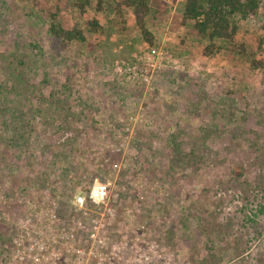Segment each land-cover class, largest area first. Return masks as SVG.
<instances>
[{
	"label": "rangeland",
	"instance_id": "rangeland-1",
	"mask_svg": "<svg viewBox=\"0 0 264 264\" xmlns=\"http://www.w3.org/2000/svg\"><path fill=\"white\" fill-rule=\"evenodd\" d=\"M116 1L107 0L101 11L93 2L83 11L77 0H0V80L11 85L18 76L28 97L20 103L21 123L30 121L33 129L27 144L15 147L9 138L14 126L0 123V199L15 200V191L27 193L23 187L30 185L49 186L68 199L95 178L114 180L110 163L120 156L110 145L124 133L122 118L143 102L150 123L135 131L116 193L135 200L144 184L142 216L151 222L152 238L166 248V261L155 264H260L264 218L253 222L247 214L264 202V66L253 63L264 60V0L259 13L239 21L235 48L219 42L212 56L204 54L208 40L197 36L193 21L182 23L184 0H150L146 24L177 62L157 74L152 93L126 85L120 96L106 84L108 71L116 59L137 58L150 43L132 10L122 17L110 6ZM50 12L64 26L82 28L86 40L65 43L51 35ZM95 18L102 30L91 32ZM12 55L28 60L29 76L27 65L15 70ZM70 93L73 110L85 106L88 115L79 123L76 151L57 144L42 122L30 119L38 96L54 109ZM9 104L10 114L19 116L13 111L18 104ZM63 122L58 117L55 126Z\"/></svg>",
	"mask_w": 264,
	"mask_h": 264
},
{
	"label": "built area",
	"instance_id": "built-area-1",
	"mask_svg": "<svg viewBox=\"0 0 264 264\" xmlns=\"http://www.w3.org/2000/svg\"><path fill=\"white\" fill-rule=\"evenodd\" d=\"M170 51L146 45L136 60L116 59L109 80H122L141 87L145 95L157 85L156 74L171 67ZM144 103L122 118L121 139L111 144L120 156L110 163L114 180L95 178L87 188L70 198L47 186L31 187L19 198L0 199V264H155L165 260L166 248L153 239L150 220L142 216L145 198L139 184L138 198L124 200L116 193L123 163L131 159V144L137 127L150 123ZM146 120V121H145ZM106 158V162L108 161ZM13 203V204H12ZM19 210L10 212L6 205ZM1 224L8 226L5 232Z\"/></svg>",
	"mask_w": 264,
	"mask_h": 264
},
{
	"label": "trees",
	"instance_id": "trees-1",
	"mask_svg": "<svg viewBox=\"0 0 264 264\" xmlns=\"http://www.w3.org/2000/svg\"><path fill=\"white\" fill-rule=\"evenodd\" d=\"M150 0H118L114 4H110L112 8L122 17L124 16L125 10H132L136 16V21L138 22L140 29L143 33L144 39H146L150 44V47H159L160 42H156V36L154 32L147 26L145 17L150 11ZM93 2L96 3L95 9L98 11L103 10L104 5L107 0H77L74 4L77 5L81 10L85 11L88 6L92 5ZM261 6V0H184V5L182 9V23H187L188 21H193V29L198 37L208 40L204 47V54L206 56H212L220 48L219 42L225 43L229 47L235 48L236 35L239 30V21L250 15H255L259 13ZM89 31L97 32L102 30V26L98 19H93L90 21ZM49 32L51 35L55 36L57 39L68 43L71 41L83 42L86 40V34L82 28L79 27H66L62 23L61 19L58 17L57 12L49 13ZM143 50H145V46ZM166 48V47H165ZM142 50V51H143ZM242 50V49H239ZM141 51V52H142ZM172 59H176L173 57ZM140 56V55H139ZM12 58L16 61L15 70H18L19 66L27 65L28 68L25 69V74L30 75L31 68L30 63L25 57H17L12 55ZM14 60L12 62L14 63ZM127 60H136V58H127ZM255 66H264V60H257L253 62ZM15 64V63H14ZM1 63H0V73H1ZM164 71V70H163ZM160 71L157 74L163 72ZM156 74V77H158ZM108 76V75H107ZM157 80V78H156ZM158 83V82H157ZM117 96L126 95L122 92V89L126 87L120 79L115 81H109L106 83ZM25 85V84H22ZM68 85H65L67 87ZM142 91L143 89L140 88ZM21 93L19 87L18 76H14L13 83L10 85L8 80H0V123L5 127L14 126L15 136H10V146H19L18 144H27L29 138L26 136L28 129L33 132L32 128L28 126L31 125L30 121L28 124L23 125L21 123L24 120L25 112L20 109V103L23 102L22 99H27ZM71 93L67 96V101L60 104L54 109H49L46 105L48 100L42 95L38 96V104L32 109L33 120L42 122L46 129L45 134L51 133L57 144L66 145L70 150L76 151L75 143H78V138L83 131L80 130L79 123L83 122L87 118V110L84 107L80 112H75L73 110L74 101L71 98ZM31 99V98H30ZM14 102L18 108H14L13 111H18L19 116L16 117L12 112L11 105L9 103ZM68 102V103H66ZM20 109V110H19ZM14 116L15 119L13 124H9L7 118ZM57 116V117H56ZM62 118L63 124H58L55 126L56 119ZM7 130V129H6ZM112 132V130H111ZM104 133V132H103ZM59 135V136H58ZM102 135V133L100 134ZM104 135V134H103ZM48 136V135H47ZM59 138H58V137ZM63 137V141L60 138ZM65 137V138H64ZM60 140V141H59ZM59 141V142H58ZM12 152V151H11ZM14 154V153H13ZM17 159L18 157L15 156ZM236 169H240L239 166H235ZM236 173H239L238 170ZM241 174V173H240ZM30 185L26 188L23 187L25 192H29ZM18 190V189H17ZM20 197L19 191H15ZM22 194H25L24 192ZM66 199V198H65ZM13 204V203H12ZM249 219L253 222H257L255 219H259L260 216L264 218V202L258 203L255 207L251 208L249 214H247ZM264 264V260L260 262Z\"/></svg>",
	"mask_w": 264,
	"mask_h": 264
},
{
	"label": "crops",
	"instance_id": "crops-1",
	"mask_svg": "<svg viewBox=\"0 0 264 264\" xmlns=\"http://www.w3.org/2000/svg\"><path fill=\"white\" fill-rule=\"evenodd\" d=\"M177 1H179V0H177ZM157 78V77H156ZM157 82H159V78H157Z\"/></svg>",
	"mask_w": 264,
	"mask_h": 264
}]
</instances>
